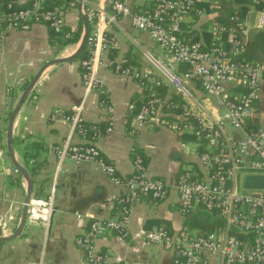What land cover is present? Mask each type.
<instances>
[{
	"label": "built area",
	"instance_id": "built-area-1",
	"mask_svg": "<svg viewBox=\"0 0 264 264\" xmlns=\"http://www.w3.org/2000/svg\"><path fill=\"white\" fill-rule=\"evenodd\" d=\"M215 0H155L147 10H136L122 0H83L81 14L90 26L86 41V58L81 60L84 73V98L68 112L57 110L52 121H66L70 134L55 147L57 173L66 161L80 165L95 163L117 186L126 192L118 200L119 219H92L89 230L77 238L88 264H118L98 249V242L108 233L129 239L132 232L128 218L143 197L154 201L168 198L169 189L159 178L147 174L142 157L134 162V172L124 178L109 163L93 141L114 130L115 108L109 102L100 70L145 82L152 73L133 68L128 60H116L117 46L111 28L129 20L134 28L149 35L163 56L147 59L159 75L173 87L178 99L153 94L141 103L132 117L136 129L156 127L163 112L178 117L172 128L179 137H193L203 149L199 153L203 174L184 169L177 182L180 212L184 217L201 210L216 215L223 226L213 232L186 228L171 233L164 227L146 234L147 242L161 246L172 254L171 264H264V191L241 189L245 174H264V121L255 119L256 106L264 102V63L246 62L245 54L252 27L236 13L227 16L223 5ZM249 10H258V25L264 30V0H249ZM79 0H0V45L8 29L29 32L36 25L48 27L56 36L69 40L66 14ZM210 4L216 14H208L200 5ZM248 10V11H249ZM211 17V41L190 42L182 38L183 26L193 18ZM222 17L224 20H221ZM157 85H162L158 80ZM199 87L195 95L192 85ZM100 96L108 118L103 125L88 123L84 117L86 98ZM80 136L86 143L76 144ZM181 147L188 152L198 151ZM47 199L32 198L27 205V220L42 223L47 231L55 213L54 193ZM78 219H83L79 215ZM219 256V262L208 256Z\"/></svg>",
	"mask_w": 264,
	"mask_h": 264
},
{
	"label": "crops",
	"instance_id": "crops-1",
	"mask_svg": "<svg viewBox=\"0 0 264 264\" xmlns=\"http://www.w3.org/2000/svg\"><path fill=\"white\" fill-rule=\"evenodd\" d=\"M122 1L139 10L150 9L155 2ZM78 5L66 14L73 35L71 39L79 36L78 41L59 45L58 37L48 27L36 25L29 32L6 30L0 45V238H10L18 231L29 186L8 154L9 118L27 87L44 68L15 119L13 150L16 163L32 179V198L47 199L56 182L55 213L49 230L42 223L27 221L18 236L0 242V264H88L77 238L89 230L92 219L120 218L118 200L126 192L125 187L112 183L95 163L77 165L66 161L62 171L57 173L55 147L67 139L70 126L62 119L52 121L51 117L60 109L68 112L83 100L84 73L79 57L67 63L46 66L52 60L69 58L78 51L85 34ZM210 19L208 16L191 18L185 24L188 33L198 35L200 41L208 43ZM245 19L252 31H264L258 27L261 20L259 10H249ZM111 33L117 41L113 57L119 61L128 60L133 68L150 71L152 77L141 82L100 70L108 100L115 108V125L110 134L91 143L124 178L133 174L135 159L142 156L147 163L148 176L162 179L168 186L169 195L160 202L143 197L128 218L132 236L123 239L111 232L100 239L97 246L100 252L112 256L118 264H171L172 254L161 246L149 244L145 236L160 227L171 233L186 228L192 230L189 222L203 218L201 210L188 217L181 214L177 187L178 177L184 169L203 174L200 144L192 137H179L171 127L172 123L179 122V118L167 111L163 112L156 127L135 128L132 117L137 106L153 94L166 99L177 100L178 97L147 59L148 55L163 56L147 33L134 28L129 20H121L111 28ZM158 80L162 85L156 84ZM192 89L195 95H201L198 86L193 84ZM101 103L97 94L86 98L84 117L88 123H106L108 115ZM255 119L258 123L263 122L264 111L256 110ZM72 141L86 143L78 135ZM183 142L198 153L186 151L181 147ZM28 151L30 156L26 157ZM79 215L83 219H78Z\"/></svg>",
	"mask_w": 264,
	"mask_h": 264
},
{
	"label": "trees",
	"instance_id": "trees-1",
	"mask_svg": "<svg viewBox=\"0 0 264 264\" xmlns=\"http://www.w3.org/2000/svg\"><path fill=\"white\" fill-rule=\"evenodd\" d=\"M227 0H221V4L223 5L224 13L227 16H234L236 13L241 18H246L248 10H249V0H234L233 4H229L228 7H226ZM201 8H203L208 14H216L218 10L216 8H212L210 4H203L200 5ZM263 8L262 6H258V10H261ZM3 9L0 7V10ZM139 10V9H136ZM195 19H197V16H194ZM221 20H224L222 17H220ZM90 28V26H89ZM54 34V33H53ZM55 37H58L54 34ZM208 36V35H207ZM182 38H185V40L190 42H199L200 37L198 35H194L192 33H188L186 26H183V34L181 35ZM79 36L76 37V39L72 40L71 38L69 40H64V38L58 37L57 43L59 45H68L71 42L78 41ZM206 39L210 40V36L206 37ZM86 51L84 50L82 54L79 56L80 60H83L86 58ZM246 62H260L264 63V31L254 30L250 33V38L248 41L247 51L244 56ZM141 105V104H140ZM139 106H137L136 111L139 109ZM193 138V137H192ZM203 152V149H201L200 153ZM26 157L30 156V152L25 153ZM142 157V156H140ZM143 158V157H142ZM146 166L147 163L145 159L143 158ZM206 217V218H204ZM190 225H192V229L201 230L205 233H210L216 230L219 227L223 226V223L216 218V215L209 216L207 214H203V218L199 220H193L192 222H189Z\"/></svg>",
	"mask_w": 264,
	"mask_h": 264
},
{
	"label": "water",
	"instance_id": "water-1",
	"mask_svg": "<svg viewBox=\"0 0 264 264\" xmlns=\"http://www.w3.org/2000/svg\"><path fill=\"white\" fill-rule=\"evenodd\" d=\"M82 1L83 0H79V11L81 13V9H82ZM83 21L85 24V34L82 38L80 47L78 49V51L71 57L69 58H61V59H55L49 62V64L46 66H50V65H54V64H60V63H67L70 62L72 60H75L76 58H78L82 52L85 49L86 46V41H87V37L89 34V29H88V23L85 17H83ZM45 68L42 69L37 76L33 79V81L31 82V84L27 87V89L25 90L23 96L21 97L19 104L17 105V107L15 108V110L13 111L12 115L9 118V131H8V154L10 156L11 162L12 164L22 173V175L25 177V179L28 181V194H27V198L25 201V207H24V214L22 217V222L21 225L18 229V231L16 232V234L10 238H0V242H6V241H10L12 239H14L16 236H18L21 231L24 229L26 223H27V205L29 204L30 200L32 199V187H33V182L31 177L29 176V174L27 172H25L24 169H22L15 161L14 159V150H13V140H12V135H13V127H14V123H15V119L19 113V111L21 110L23 104L25 103V101L27 100L32 88L34 87V85L36 84V82L39 80L40 76L42 75V73L44 72ZM241 189L245 190V191H264V174H245L242 178V182H241ZM206 218V217H204ZM208 256L212 259H214L217 263L219 262L220 257L219 256H215L214 254H212L211 252L207 253Z\"/></svg>",
	"mask_w": 264,
	"mask_h": 264
},
{
	"label": "rangeland",
	"instance_id": "rangeland-1",
	"mask_svg": "<svg viewBox=\"0 0 264 264\" xmlns=\"http://www.w3.org/2000/svg\"><path fill=\"white\" fill-rule=\"evenodd\" d=\"M220 2L221 0H215L214 2ZM233 1L234 0H227V2H226V7H228L229 6V4H233ZM211 41V40H210ZM209 41V42H210ZM208 42V43H209ZM256 110L258 111V112H261V110L262 111H264V102L262 103V105L259 103L257 106H256ZM194 230L192 229V232H193Z\"/></svg>",
	"mask_w": 264,
	"mask_h": 264
}]
</instances>
